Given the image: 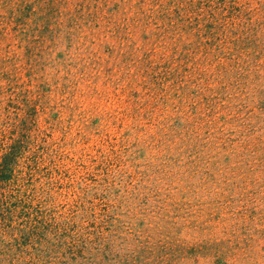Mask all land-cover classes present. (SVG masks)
I'll return each instance as SVG.
<instances>
[{
	"label": "rangeland",
	"instance_id": "rangeland-1",
	"mask_svg": "<svg viewBox=\"0 0 264 264\" xmlns=\"http://www.w3.org/2000/svg\"><path fill=\"white\" fill-rule=\"evenodd\" d=\"M0 264H264V0H0Z\"/></svg>",
	"mask_w": 264,
	"mask_h": 264
},
{
	"label": "trees",
	"instance_id": "trees-1",
	"mask_svg": "<svg viewBox=\"0 0 264 264\" xmlns=\"http://www.w3.org/2000/svg\"><path fill=\"white\" fill-rule=\"evenodd\" d=\"M18 156V151L15 148L5 154L0 162V183H7L10 180L12 165L15 164ZM1 202V200H0Z\"/></svg>",
	"mask_w": 264,
	"mask_h": 264
}]
</instances>
